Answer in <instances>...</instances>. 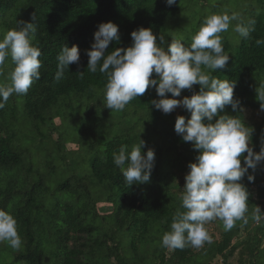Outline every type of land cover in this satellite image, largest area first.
Returning a JSON list of instances; mask_svg holds the SVG:
<instances>
[{
  "label": "trees",
  "instance_id": "16d2710c",
  "mask_svg": "<svg viewBox=\"0 0 264 264\" xmlns=\"http://www.w3.org/2000/svg\"><path fill=\"white\" fill-rule=\"evenodd\" d=\"M178 3L176 0V4L168 6L165 0H0V38L16 28L17 21L32 22L35 16L36 31L31 40L41 50L40 79L26 94H13L0 108V209L17 220L22 240L19 249L6 241L0 245V264H230L237 250V264H264V218L260 223L252 219L256 206L264 213V161L254 172L249 169L241 181L250 193L247 223L238 220L231 230H225L220 220L221 239L205 242L200 248L162 246L172 217L177 210L185 211L180 199L184 177L188 164L195 162L198 155L192 143L184 142L174 130L176 117L183 115L187 122L190 112L182 107L176 116L173 111L165 114L155 109L150 102L160 97L152 86L124 110H110L106 102L102 105L106 74L87 70L89 58L85 50L94 42L98 24L111 21L119 27L120 39L109 44L107 55L115 48L131 46L130 34L140 27L151 28L158 40L168 20L182 12ZM258 12L252 9L251 18L244 20V25L255 22L254 31L247 38L241 36L238 45L231 33H220L229 61L223 69L208 70L218 79L236 82L233 98L240 101L243 109L261 110L255 89L264 84V43H257L264 41V12ZM191 42L192 39L189 45ZM65 44L80 49L79 68L71 64L64 78L56 82L57 55ZM78 71H84L82 77ZM155 76L153 73L150 78ZM199 89V85H193L181 94L185 92L190 97ZM166 95L171 97L170 93ZM225 113L237 114L230 105L220 114ZM239 115L253 128L250 146L259 152L264 141V119L250 124L244 111ZM113 117L120 118L121 131H111V138H105L102 132H95L93 137L92 131ZM56 118L61 119L58 125ZM20 121L26 124L27 131L17 129ZM66 122L73 127L74 137L62 131ZM141 125L144 127L140 130ZM53 131L59 132L58 139ZM30 133L34 137L32 142L29 140L34 143L33 150L26 142ZM85 137V146L80 145L79 151L92 152L93 156L90 161L80 158L70 168V155L75 151L68 152L67 142ZM38 138L42 140L40 145ZM140 139L145 141L142 152L154 150V167L149 182L129 186L114 164L113 154H118L122 145L130 151ZM46 140L52 141L50 152L33 154L44 148ZM248 174L254 175L252 182ZM104 206L109 207L104 210ZM239 237L245 239L241 250V243L234 241ZM6 251L11 255L6 257Z\"/></svg>",
  "mask_w": 264,
  "mask_h": 264
},
{
  "label": "clouds",
  "instance_id": "9594fccd",
  "mask_svg": "<svg viewBox=\"0 0 264 264\" xmlns=\"http://www.w3.org/2000/svg\"><path fill=\"white\" fill-rule=\"evenodd\" d=\"M165 2L168 6L176 4V0ZM237 18L236 13L231 16L212 14L205 18L190 45L185 46L180 39L173 38L167 44V50L162 46L165 43L163 35L159 36L158 44L151 28L140 27L130 34L131 46L115 48L107 55L109 44L120 39L119 27L111 21L102 22L94 32L90 49L85 50L89 58L87 70L92 73L99 70L107 76L106 108L122 111L152 86L160 97L150 102L155 109L169 114L183 106L190 112L187 122L183 115L176 117L174 130L184 142L192 143L198 155L195 162L188 164L189 171L184 177L180 199L185 211L177 210L170 231L162 237V246L169 249H183L186 245L200 248L205 242L211 243L206 225L217 218L223 221L225 230H231L238 220L248 222L245 214L250 193L241 181L249 169L254 172L264 161V141L259 152L250 146L253 128L239 115L244 109L240 101L233 98L236 82L218 79L208 71L223 69L227 65L229 53L222 44L220 33L227 31L231 21ZM35 19L33 16L32 22L17 21V27L0 39V70L9 56L14 64L9 73L11 83L0 84V108L13 94H26L33 82L40 79L41 50L31 40V34L36 31ZM254 23H238L234 31L247 38L254 31ZM257 43L264 41L258 40ZM57 61L54 80L59 82L71 64L75 63L79 68L80 49L65 44ZM78 73L82 77L84 71ZM153 73L155 78H150ZM193 85L200 86L198 92L176 99L182 90L192 89ZM255 91L260 108L264 110V84ZM228 105L236 115L220 114ZM143 147L145 141L140 139L130 151L122 145L118 154H113L114 164L120 168L129 186L150 181L155 152L151 148L142 152ZM247 179L252 182L255 177L248 174ZM262 218L264 213L256 206L252 219L260 223ZM5 241L13 249H19L22 243L17 220L0 209V242Z\"/></svg>",
  "mask_w": 264,
  "mask_h": 264
},
{
  "label": "rangeland",
  "instance_id": "374dc122",
  "mask_svg": "<svg viewBox=\"0 0 264 264\" xmlns=\"http://www.w3.org/2000/svg\"><path fill=\"white\" fill-rule=\"evenodd\" d=\"M178 4H180V7L182 8V12L178 16L168 20L165 30L162 34L165 37V43L164 45H162L165 48V50H167V44L170 43L171 39L173 38L180 39L182 43L188 46L193 35L200 29L206 17L212 14H224V13L228 14L229 16H231L233 13L237 14V17H238L237 20L231 21L229 29L225 32L231 33L232 37L234 38L233 39L234 44L238 45L239 38H241V36L237 32L234 31L236 24L238 23L244 24V20L248 19L249 17L251 18L252 9H254L255 11H259V12H264V0H179ZM157 43L158 44L160 43L159 39L157 40ZM11 70H12L11 69V57L9 56V58L5 61V65L3 66L2 70H0L2 71V74H0V84H6V83L10 84L11 83L10 78H9V73L11 72ZM184 94L185 92H183L180 97H176V99H182L184 96H186ZM105 102L106 101L104 98L102 105H104ZM182 107L183 106H179L173 111L176 116L181 111ZM21 110L23 109L21 108ZM244 113L246 116V120L250 124H258L264 119V110H254V109L245 107ZM55 122L58 125L61 123V119L56 118ZM70 122L69 123L66 122L65 125H63L61 129L63 132H66L67 135H71V137H74L72 134L74 130H73V127L69 125ZM120 122L121 120L119 117H113L111 120H108L107 122L103 124H100L97 127V129H94L92 131L93 137L95 136V132L96 134H98V132H102L105 138H109V137L111 138V131H117V132L121 131V128L119 127ZM25 126L26 124H24L23 122L21 121L17 122V129L21 128L23 129V131L24 130L27 131L28 128L26 129ZM143 127L144 126L141 125L140 130ZM52 133L54 134V138L58 139L59 132L53 131ZM28 138L29 139L26 140V142H28L29 144L27 145L33 150V148H35L34 143H30L29 140H31L32 142L34 137L30 133ZM68 139L69 138H66V140ZM85 139L86 137L81 140L78 139V141L76 142H71V141L67 142L66 147H67L68 152L70 150L75 151L74 153H71L70 155L69 162H72L71 163L72 165L70 168H74V166L77 164L80 158L84 157L88 161H90L91 157L93 156L92 152L87 153V151L85 152L83 150L81 152L79 151L80 145H82V147L85 146V142H84L86 141ZM36 141H37V144L40 145V142L42 140L38 138V140ZM52 146H53L52 141L50 142V140H46L44 141V148H41L40 151L39 150L35 151L33 154H38V153L42 154V153H46L47 151H48L47 153H49ZM45 147H46V151H45ZM51 157L54 158L53 155H51ZM85 166L89 167V163H86ZM181 180L182 178H178V181H181ZM105 207H109V206H104V210L107 209ZM101 209L103 210V208ZM206 227L211 237V241H216V240L221 239L222 228L220 226V219L217 218L209 222L206 225ZM234 241L237 244L241 243L238 246L240 250L244 248L245 239L243 237L236 238ZM0 245H4V242H0ZM238 251L239 250H237L235 252V255L231 258L230 264H237L238 256H239ZM5 253H6V257L9 254L11 255L9 251H6ZM169 255H171V253H169Z\"/></svg>",
  "mask_w": 264,
  "mask_h": 264
}]
</instances>
